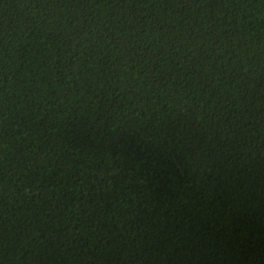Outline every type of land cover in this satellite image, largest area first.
I'll use <instances>...</instances> for the list:
<instances>
[{
    "label": "trees",
    "instance_id": "16d2710c",
    "mask_svg": "<svg viewBox=\"0 0 264 264\" xmlns=\"http://www.w3.org/2000/svg\"><path fill=\"white\" fill-rule=\"evenodd\" d=\"M0 264H264V0H0Z\"/></svg>",
    "mask_w": 264,
    "mask_h": 264
}]
</instances>
